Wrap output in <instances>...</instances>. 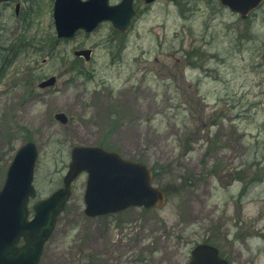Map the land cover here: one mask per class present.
Here are the masks:
<instances>
[{
	"label": "rangeland",
	"instance_id": "374dc122",
	"mask_svg": "<svg viewBox=\"0 0 264 264\" xmlns=\"http://www.w3.org/2000/svg\"><path fill=\"white\" fill-rule=\"evenodd\" d=\"M52 2L0 4L2 43L21 53L0 81V187L27 140L39 197L61 186L73 146L101 142L161 165L152 183L167 200L89 219L83 173L39 264H187L205 239L230 264H264V2L241 19L219 0H135L125 36L102 23L66 43L56 42ZM77 47L93 55L69 70ZM52 75L57 85L40 90Z\"/></svg>",
	"mask_w": 264,
	"mask_h": 264
},
{
	"label": "water",
	"instance_id": "95a60500",
	"mask_svg": "<svg viewBox=\"0 0 264 264\" xmlns=\"http://www.w3.org/2000/svg\"><path fill=\"white\" fill-rule=\"evenodd\" d=\"M261 1L220 0V3L245 17ZM53 6L57 38L71 37L78 29L90 32L102 21H109L115 30L125 32L136 15L133 0H120L118 5H110L108 0H54ZM81 53L87 58L89 50ZM54 83L50 78L40 86ZM55 119L62 124L67 122L63 113L55 115ZM37 155L34 143L27 142L17 150L7 167L0 188V264L38 263L44 242L51 236L56 219L69 200L70 185L82 171L88 177L83 198L84 213L89 217L116 213L128 207L159 209L165 203L164 192L151 185L153 174L144 164L123 160L118 153L96 146H76L71 150L62 186L34 203L31 214L30 198L36 196L32 178ZM21 238L23 243L18 246ZM190 258L188 264H227L218 256V250L207 244L196 245Z\"/></svg>",
	"mask_w": 264,
	"mask_h": 264
},
{
	"label": "flooded vegetation",
	"instance_id": "af4514ba",
	"mask_svg": "<svg viewBox=\"0 0 264 264\" xmlns=\"http://www.w3.org/2000/svg\"><path fill=\"white\" fill-rule=\"evenodd\" d=\"M13 0H11L9 3H4L6 5H10V3ZM14 8V7H13ZM14 15H15V8H14ZM15 17H17V15H15ZM7 30L5 28L0 27V66L1 65V58L8 56L9 58H11L12 61H15L16 58H12V55L9 53H6L8 49L4 48V46L1 45L4 34ZM79 47H77L76 49H73L71 51V59L70 61L67 62V64L65 65L66 68L68 67V69L70 70L71 68H73L75 71H77L78 69H80L82 62H84V59H82L80 54H76L79 51ZM6 51V52H2ZM2 52V53H1ZM5 53V54H4ZM63 61V60H62Z\"/></svg>",
	"mask_w": 264,
	"mask_h": 264
},
{
	"label": "trees",
	"instance_id": "16d2710c",
	"mask_svg": "<svg viewBox=\"0 0 264 264\" xmlns=\"http://www.w3.org/2000/svg\"><path fill=\"white\" fill-rule=\"evenodd\" d=\"M158 167H159L160 171H162V168H163V167H162L161 165H159ZM155 168H156V167H155ZM155 174H156V173H155ZM158 175H159V174H157V176H158ZM155 176H156V175H155Z\"/></svg>",
	"mask_w": 264,
	"mask_h": 264
}]
</instances>
